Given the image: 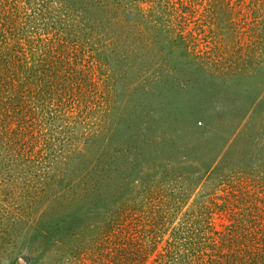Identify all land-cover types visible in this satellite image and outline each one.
I'll return each instance as SVG.
<instances>
[{"label":"rangeland","instance_id":"rangeland-1","mask_svg":"<svg viewBox=\"0 0 264 264\" xmlns=\"http://www.w3.org/2000/svg\"><path fill=\"white\" fill-rule=\"evenodd\" d=\"M0 45V264L263 248L264 0H0Z\"/></svg>","mask_w":264,"mask_h":264},{"label":"trees","instance_id":"trees-1","mask_svg":"<svg viewBox=\"0 0 264 264\" xmlns=\"http://www.w3.org/2000/svg\"><path fill=\"white\" fill-rule=\"evenodd\" d=\"M0 48L2 49V50H0V99L5 98L6 101H11V103H16V101L18 99H22L23 93H21L20 90L17 91L16 86H15V83H16L15 77L19 78L20 74L22 73L24 80L28 81V78L31 76V73L29 75V71H31V70H29V68H26V67H22L20 69H17L15 67V66H17V65H15L16 64L15 62L18 61L19 56L14 55V52H13L11 46H6L3 48V46L0 45ZM27 69L29 71H27ZM25 73L28 74L29 77L26 78ZM44 74H46V73H44ZM44 77H46V76H44ZM44 77L39 76L36 81L38 83L40 82L39 83L40 88H38V89L46 91V89H43L44 88L43 83H45V82H42V79ZM25 84H28V83H24V84L21 83V86H22L21 88H23ZM26 90H27L29 95L30 94L32 95V97L34 95L36 97L38 96V94H36V93L35 94L31 93L34 90L31 89L29 86ZM45 91H43L42 94H46ZM13 107L14 106H11V107L9 106L7 108V110H5L4 106H2V107L0 106V110H3L5 113H6V111L8 113H10L11 111L14 112V110L12 109ZM1 121H3V118L0 119V122ZM0 124H2V122ZM179 197H180L179 195H174V198H175L174 202H172L171 205L167 206L166 209L171 207L174 210V212L178 211L179 205L183 201L182 198H179ZM162 216H166V212H163ZM187 216H190V215H187ZM182 232H185V231L179 230L178 233H174V238L176 240L178 239L179 243L174 244L175 250L168 249L166 251V254L164 256H162L163 261H160L159 264H189V262L186 261V259H185L186 255L184 253V251L187 249L186 245H187L188 241H184L183 239L187 238V237H192V236H190V234H187V233L183 236ZM237 237L238 236H233V237L230 236L229 239L232 240L233 242H235L238 240ZM192 238H195V237H192ZM229 247L230 248H228V250H227L228 253H226V254H224L222 252V250L219 248H212V249L217 250L215 257H218V260H220L219 264H264V246H263V248H255L254 252L253 251H251L250 253L249 252H246V253L243 252V258L241 255V250H240L241 248L236 249L235 246L232 247L231 245ZM100 248H103V247L102 246L97 247V249H100ZM221 248L224 249L223 247H221ZM80 249L81 248H78V252L75 253V256H73V259H76V260L80 259L81 255H83L82 254L83 249L82 250H80ZM102 250H103V254L100 257L101 262H102L101 264H120L118 262V257H119L118 254H117V256H113V254L110 252L105 253L104 249L97 250V253L98 254L102 253ZM174 251H175V253H174ZM71 253H74V251ZM175 256H176V258H175ZM164 257H165V259H164ZM121 259H122V257H121ZM183 261H184V263H183ZM260 261L263 263H261ZM121 264H123V262ZM129 264H138V260H136V258L132 256L131 260L129 261Z\"/></svg>","mask_w":264,"mask_h":264}]
</instances>
